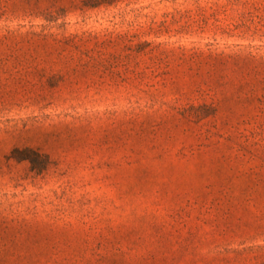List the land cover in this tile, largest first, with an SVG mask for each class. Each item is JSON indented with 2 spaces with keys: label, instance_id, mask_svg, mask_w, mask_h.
Wrapping results in <instances>:
<instances>
[{
  "label": "rangeland",
  "instance_id": "374dc122",
  "mask_svg": "<svg viewBox=\"0 0 264 264\" xmlns=\"http://www.w3.org/2000/svg\"><path fill=\"white\" fill-rule=\"evenodd\" d=\"M263 263L264 0H0V264Z\"/></svg>",
  "mask_w": 264,
  "mask_h": 264
},
{
  "label": "trees",
  "instance_id": "16d2710c",
  "mask_svg": "<svg viewBox=\"0 0 264 264\" xmlns=\"http://www.w3.org/2000/svg\"><path fill=\"white\" fill-rule=\"evenodd\" d=\"M98 4H100V3H98ZM264 264V263H263Z\"/></svg>",
  "mask_w": 264,
  "mask_h": 264
}]
</instances>
